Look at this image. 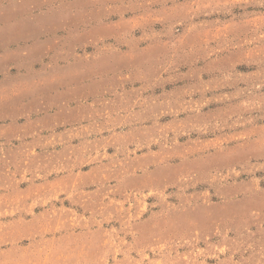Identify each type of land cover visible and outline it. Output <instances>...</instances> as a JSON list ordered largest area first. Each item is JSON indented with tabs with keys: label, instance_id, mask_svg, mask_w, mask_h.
Returning <instances> with one entry per match:
<instances>
[{
	"label": "rangeland",
	"instance_id": "obj_1",
	"mask_svg": "<svg viewBox=\"0 0 264 264\" xmlns=\"http://www.w3.org/2000/svg\"><path fill=\"white\" fill-rule=\"evenodd\" d=\"M151 43L162 60L186 44V135L94 191L10 184L0 264H264V0H0V125L24 100H57L71 61ZM166 131L111 144L128 160ZM37 197L28 221L22 201Z\"/></svg>",
	"mask_w": 264,
	"mask_h": 264
},
{
	"label": "crops",
	"instance_id": "obj_2",
	"mask_svg": "<svg viewBox=\"0 0 264 264\" xmlns=\"http://www.w3.org/2000/svg\"><path fill=\"white\" fill-rule=\"evenodd\" d=\"M160 46L151 43L150 48L134 49L131 56L119 52L114 57L104 54L102 59L71 61L73 66L60 77L70 82L57 88L58 101L39 97L31 106L27 100L21 102L17 107L21 116L0 125V157H5L0 162L10 164L7 172L0 170V195L14 193L10 184L25 194L55 188L58 196L75 195L84 186L94 191L112 178L131 175L132 164H139L146 154H150L146 161L158 164L162 154L174 152L175 134L186 135V44L170 48L165 60L155 58ZM164 129L166 145L150 138L147 148L133 151L128 160L111 144L130 133ZM177 141L186 147V139ZM173 161L171 157L162 163ZM3 178L9 190L3 187ZM40 197L22 201L25 213L34 211L32 216L22 213L29 217L26 220L38 215Z\"/></svg>",
	"mask_w": 264,
	"mask_h": 264
}]
</instances>
